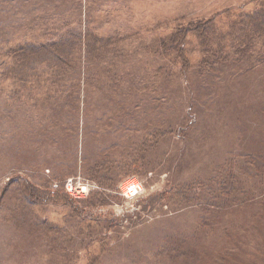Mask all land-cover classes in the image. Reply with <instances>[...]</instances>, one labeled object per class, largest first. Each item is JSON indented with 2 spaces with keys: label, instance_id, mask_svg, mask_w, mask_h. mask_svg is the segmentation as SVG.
Returning <instances> with one entry per match:
<instances>
[{
  "label": "rangeland",
  "instance_id": "1",
  "mask_svg": "<svg viewBox=\"0 0 264 264\" xmlns=\"http://www.w3.org/2000/svg\"><path fill=\"white\" fill-rule=\"evenodd\" d=\"M261 1L0 0V52L26 42L47 43L72 31L88 30L111 40L94 63L87 61L88 87L81 80L70 86L66 105L69 91L50 79L30 81L17 92L0 84V264H89L97 257L100 264H264L260 199L238 211L232 204L223 210L212 202V194L174 190L195 179L224 182V188L237 179L247 184L237 166L247 164L254 172L260 160L251 159L264 152L259 124L264 123V64L237 70L233 62L214 65L192 35L185 38L183 59L172 50L162 54V43L170 45L176 29L217 16V29L225 33L229 21ZM79 61L78 55L74 63ZM158 66L163 69L156 77ZM126 89L119 114L117 101L125 98ZM57 106L59 120L52 116ZM161 125L173 128V134L156 140ZM150 130L154 135H146ZM110 155L116 161L109 170L113 184L102 185L84 166ZM231 159L236 160L230 164ZM127 177L144 186L130 202L118 192ZM68 179L91 185L84 200L97 192L107 195L105 204L88 210L122 221L107 232L103 244L91 246L86 240L79 246L76 240L86 234L72 232L71 209L37 203L45 194L30 196L31 187L64 191ZM169 188L174 190L170 199H159ZM197 249L190 260L179 256L189 257Z\"/></svg>",
  "mask_w": 264,
  "mask_h": 264
},
{
  "label": "trees",
  "instance_id": "2",
  "mask_svg": "<svg viewBox=\"0 0 264 264\" xmlns=\"http://www.w3.org/2000/svg\"><path fill=\"white\" fill-rule=\"evenodd\" d=\"M238 14L239 15L235 18L237 20L233 19L227 23V30L225 33L217 29L219 23L218 19L220 18L217 16L210 17L196 24L188 25L179 31L176 29L170 38L171 44L167 46L162 43V46H165L162 54L167 50H172L177 53L178 58L183 59L185 38L188 35H192L194 40L198 42L201 54L205 53L209 59H212L214 65H224L223 63L233 62L235 64L234 69L237 70L241 67H250L254 69L264 64V0H262L250 13ZM225 19L227 21L228 17ZM94 36L88 30L72 31L66 35H58L53 41L47 43L36 44L26 42L16 46L13 45L14 47H8L6 50L0 52V84H9L14 88L15 92H17L18 90H22L25 84L30 81L32 85H35L36 81H40L43 78H45L46 81L50 79L53 85L64 89V91H69L64 97V105H66L71 101V94L73 92V90H70V86L79 85V80H81V85L84 86V81L86 87L89 85V69H86L88 66L87 61L91 58V64L94 63L100 57L98 52L111 46V40L109 38H98V36ZM78 55L80 56L79 65L74 63ZM183 67H185L184 60L182 64V68ZM162 69L161 66H158L156 77L161 73ZM130 79L131 80L127 79V83L131 86L133 84V79ZM68 80H71V83L69 86H66L65 82ZM5 86L7 87V85ZM140 90L142 92L141 84ZM126 91L125 98L122 99V96V98L117 101L118 109H120L118 110L119 114L122 113L124 100L127 99L129 95L127 89ZM152 91L156 90L153 88ZM86 100L87 95L84 91L83 104L86 103ZM261 103H263L261 109L264 111V102ZM54 110L52 115L53 118L56 120L61 119L58 106ZM158 117L157 115V122L161 123ZM259 124H261L264 130V123ZM177 127L176 131L179 134L181 133L182 127L180 125ZM149 133L152 134V131H148L146 135L149 136ZM155 133V135H157L156 140L162 139L172 135L173 128L161 125V127H158L157 131L155 129ZM152 135H154V133ZM115 145L116 143L114 142L110 144V146ZM103 149H105V147H103ZM261 153L264 152L257 153L255 155L256 157L253 156L251 159V161H253V159L260 160V163L253 167L254 172L248 171V167L251 166L247 164H239L238 166L236 164L241 172L244 174L246 173L245 178H248L246 185H244L243 182L241 184L237 179L235 183L231 185L232 187L226 186L225 182L224 188V182H213L212 184L211 181H208V183L202 184L200 179H195L189 184L181 185L180 189L175 187L174 190L182 191L188 188L190 191H193L194 194L196 193V195H198L199 192L201 194H212V202L218 204L215 206L223 210L232 204L238 205V211L244 206H247L249 202L258 199H260L264 205V191L260 188V186L264 187V157L260 156ZM245 156L249 157L252 155L247 153ZM109 158L111 159H96L91 165L84 166L88 176L91 179H97L102 185L106 182L110 183L111 181L113 184V179L109 175V170L116 161L112 160L114 159L112 155H110ZM140 158L141 157H137L133 159L130 164L136 162ZM235 160L236 159H231L227 162L232 164ZM128 166H126V168ZM129 171L130 169L127 172ZM227 177L232 181L235 180L233 173H227ZM168 190L169 191H165L164 193L160 192L163 196L159 195L158 198H167V200H169L170 197L168 195L174 190L173 188H169ZM39 194H45V196L39 199ZM30 196L39 199L40 202L37 203L53 202L64 204V206L71 209L74 215V222L70 223V225H72V232L77 229L79 231H85L86 234L84 237L76 240V244H80L79 246H83L86 240H90L88 245L91 244V246L99 243L103 244L107 232L112 228H117L122 223L120 219L113 217V215L107 217L100 216L95 212L93 213L90 209L88 210L87 206L91 207L93 205L95 206V204H105L107 202V195L103 192L95 193V198L93 200L92 198L94 196L91 195V200L87 201L89 198L85 200L72 199L62 189L51 192L31 187ZM232 197H234V199ZM199 247L200 245L198 248ZM199 249L187 253V255L191 257H185L182 253L179 256L186 260H190V258H193L197 254ZM100 262L101 258L97 257L91 260L89 264H100Z\"/></svg>",
  "mask_w": 264,
  "mask_h": 264
},
{
  "label": "built area",
  "instance_id": "3",
  "mask_svg": "<svg viewBox=\"0 0 264 264\" xmlns=\"http://www.w3.org/2000/svg\"><path fill=\"white\" fill-rule=\"evenodd\" d=\"M64 191L72 199H82V198H86L90 194L91 185L88 182L68 179L64 185ZM143 191H144L143 183L135 177H127L120 183L118 187L119 195L128 202L136 200L138 197L142 195ZM131 209L132 208H129V211H131ZM97 211L102 212L104 210L99 209ZM114 213L117 215H121L123 214V211L117 210Z\"/></svg>",
  "mask_w": 264,
  "mask_h": 264
},
{
  "label": "bare ground",
  "instance_id": "4",
  "mask_svg": "<svg viewBox=\"0 0 264 264\" xmlns=\"http://www.w3.org/2000/svg\"><path fill=\"white\" fill-rule=\"evenodd\" d=\"M135 182V181H134Z\"/></svg>",
  "mask_w": 264,
  "mask_h": 264
}]
</instances>
